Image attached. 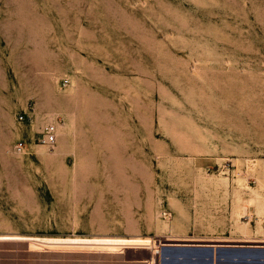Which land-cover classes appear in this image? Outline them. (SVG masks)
<instances>
[{"label":"rangeland","instance_id":"374dc122","mask_svg":"<svg viewBox=\"0 0 264 264\" xmlns=\"http://www.w3.org/2000/svg\"><path fill=\"white\" fill-rule=\"evenodd\" d=\"M262 163L264 0H0V264H159L35 238L214 232Z\"/></svg>","mask_w":264,"mask_h":264},{"label":"crops","instance_id":"0c3cea01","mask_svg":"<svg viewBox=\"0 0 264 264\" xmlns=\"http://www.w3.org/2000/svg\"><path fill=\"white\" fill-rule=\"evenodd\" d=\"M252 199L254 202L245 201L247 197L242 195L226 197L223 212L218 213L223 215L218 216L220 226L216 227L214 232L203 231L188 222L168 231L167 238L175 241L162 245V255L158 254L161 264H264V197L252 196ZM246 204L253 205L247 206L249 213L243 214ZM247 228L250 231H247ZM158 256L156 259L159 261Z\"/></svg>","mask_w":264,"mask_h":264},{"label":"bare ground","instance_id":"6f19581e","mask_svg":"<svg viewBox=\"0 0 264 264\" xmlns=\"http://www.w3.org/2000/svg\"><path fill=\"white\" fill-rule=\"evenodd\" d=\"M48 119H51V120H54L55 118L53 117V114H48ZM59 127L58 128H61L62 127V129L64 130V132H65V134H67V135H70V132H71V130H72V125H71V123H69V122H66V123H63V124H61V123H59V125H58ZM199 144V143H198ZM199 147V146H198ZM260 163V162H259ZM258 163V164H259ZM261 165H263V163L261 164ZM264 166V165H263ZM263 166H261V167H263ZM260 167V168H261ZM257 169H258V167H257ZM264 169H262V171H263ZM258 171H259V169H258ZM261 172V171H260ZM201 181V180H200ZM247 181V180H246ZM231 182H232V180H231ZM230 182V183H231ZM201 183V182H200ZM248 183V182H247ZM238 184V183H237ZM236 184V185H237ZM251 184V183H250ZM200 185V184H199ZM224 185V184H223ZM228 185H229V182H228ZM232 185V184H231ZM234 185V184H233ZM245 185V184H244ZM225 186V188H226V185H224ZM238 186V185H237ZM257 186V185H256ZM260 186V185H259ZM227 187H229V186H227ZM246 187V186H245ZM225 188H224V190H225ZM230 188V187H229ZM201 189V188H200ZM249 190V189H248ZM262 190V189H261ZM201 191H202V189H201ZM204 191H206V190H203V193H204ZM226 193V192H225ZM263 193H264V191H263ZM221 194V193H220ZM249 194V193H248ZM247 194V195H248ZM253 197H254V194H253ZM260 197V196H259ZM256 198V197H255ZM260 199V198H259ZM235 201V200H234ZM172 202V201H171ZM197 202V201H196ZM172 204V203H171ZM197 204V203H196ZM203 204V203H202ZM231 206V205H230ZM198 208V207H197ZM256 208H257V206H256ZM200 209V208H199ZM202 209H203V207H202ZM234 209H235V207H234ZM180 211V210H179ZM202 212H203V210H202ZM234 212V211H233ZM181 214V213H180ZM205 215V214H204ZM209 215V214H208ZM214 216V215H213ZM229 216H231V215H229ZM228 216V217H229ZM230 218V217H229ZM162 221V220H161ZM167 221V219L164 221V222H166ZM235 221V220H234ZM234 221H233V223H234ZM249 221V220H248ZM166 223H168V222H166ZM166 223H164V225H166ZM172 223V222H171ZM245 223V222H244ZM212 224V223H211ZM254 224V223H253ZM172 225V224H171ZM174 225V224H173ZM234 225H235V223H234ZM176 226H174V229H176L175 228ZM230 227H231V225H230ZM254 227V226H253ZM170 228H171V226H170ZM255 229V228H254ZM169 230V229H168ZM177 231H178V228H177ZM247 231H250V229L248 230V228H247ZM253 231V230H252ZM173 232H175V231H173ZM254 232V231H253ZM175 234H177L176 232H175ZM178 234H179V232H178ZM182 234V233H181ZM248 234V233H247ZM249 234H251V233H249ZM168 235V234H167ZM172 235V234H171ZM187 235V234H186ZM190 235V234H189ZM194 235V234H193ZM245 235V234H244ZM254 235V234H253ZM260 235H262V234H260ZM185 236V235H184ZM239 236V235H238ZM238 236H237V238H238ZM248 236V235H247ZM252 236V235H251ZM257 236V235H256ZM264 236V235H263ZM8 237H11V236H6V235H2V236H0V238H8ZM17 237V236H16ZM198 237V236H197ZM202 237V236H201ZM228 237V236H227ZM246 237V236H245ZM12 238V237H11ZM26 238V237H25ZM244 238V237H243ZM246 238H248V237H246ZM34 239V238H33ZM36 240H43V241H45V242H48V243H52V245H53V243H57V248H58V245H60L61 244V246H62V243H64V244H74L75 243V246H76V244H86V245H90V248H91V246H93V245H96L97 247L96 248H98V246L102 249L103 247H106L105 249H110V250H112V251H114V250H116L117 248L116 247H118V246H122V247H126V246H135V247H151V249H152V247L154 248L153 249V252H155L154 254H156L157 253V256H158V254L161 256L162 254V252H161V247H162V245L163 244H160V243H158V244H156V243H154V240L152 239V238H150V237H141V236H132V237H115V236H92V237H88V236H76V237H37V238H35ZM250 239V238H249ZM168 240V239H167ZM182 240V239H181ZM185 240V239H184ZM204 240V239H203ZM211 240H213V239H211ZM210 240V241H211ZM32 242H33V240H31ZM190 241H191V239H190ZM199 241V240H198ZM205 241V240H204ZM218 241H220V240H218ZM225 241H227V240H225ZM224 241V242H225ZM246 241H249V240H246ZM253 241V240H252ZM256 241V240H255ZM254 241V242H255ZM261 241V240H260ZM31 242V243H32ZM163 242V241H162ZM222 242V241H221ZM223 242V243H224ZM232 242V241H231ZM243 242H244V240H243ZM257 242V241H256ZM204 243V242H203ZM210 243H212V242H210ZM218 243V242H217ZM262 243V242H261ZM37 244V243H36ZM40 244V243H39ZM33 245H34V243H33ZM33 245H31V246H33ZM38 246V245H37ZM46 246V245H45ZM70 246V245H69ZM68 246V247H69ZM39 247V246H38ZM42 247V246H41ZM51 247H53V246H51ZM60 247V246H59ZM77 247H78V245H77ZM76 247V248H77ZM122 247H121V249H122ZM134 247V248H135ZM164 247V246H163ZM32 248H34V246L32 247ZM80 248V247H79ZM95 248V247H94ZM120 248V247H119ZM36 249V248H35ZM59 249V248H58ZM82 249V248H81ZM73 250V249H72ZM85 250V249H84ZM98 250V249H97ZM120 250V249H119ZM163 250V249H162ZM99 251V250H98ZM111 251V252H112ZM183 251V250H182ZM151 253H152V251H151ZM141 254V253H140ZM151 255V254H150ZM154 257V256H153ZM153 257H150V258H152L153 259ZM159 257V256H158ZM217 257V256H216ZM161 257H159V264H161V259H160ZM151 259V260H152ZM186 263V262H185ZM179 264V263H178ZM182 264V263H181Z\"/></svg>","mask_w":264,"mask_h":264},{"label":"built area","instance_id":"2783aa9c","mask_svg":"<svg viewBox=\"0 0 264 264\" xmlns=\"http://www.w3.org/2000/svg\"><path fill=\"white\" fill-rule=\"evenodd\" d=\"M67 82V81H65ZM57 139V127L56 124L54 123H49L46 125L45 130H44V134L41 137V142L43 144H46L48 146H53L54 143L56 142ZM19 148H21V146H19ZM166 215L170 216L171 213H166Z\"/></svg>","mask_w":264,"mask_h":264}]
</instances>
